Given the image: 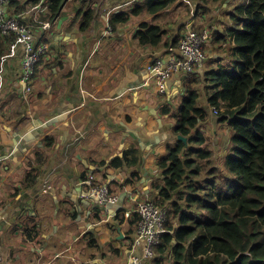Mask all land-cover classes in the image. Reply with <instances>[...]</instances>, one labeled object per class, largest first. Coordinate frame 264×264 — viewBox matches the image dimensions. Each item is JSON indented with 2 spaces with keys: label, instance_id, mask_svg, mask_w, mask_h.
Listing matches in <instances>:
<instances>
[{
  "label": "crops",
  "instance_id": "1",
  "mask_svg": "<svg viewBox=\"0 0 264 264\" xmlns=\"http://www.w3.org/2000/svg\"><path fill=\"white\" fill-rule=\"evenodd\" d=\"M82 1L69 0L59 19L43 30L38 28L47 22L40 21L37 10L24 17L30 21L26 24L38 23L31 25L34 42L38 44L42 37V43L49 45L27 99L21 82L23 46H16L15 54L10 56V52L1 62L0 264H39V258L44 257L48 258L46 264H112L106 261L118 256L112 248L121 253L116 264H125L130 252L141 256L142 248H127L136 236V229L128 234V223H137V219L126 214L135 210L139 201L154 197L152 184L161 176L156 162L176 140L175 121L161 115L160 109L172 104L175 112L189 76H175L162 91L150 67L154 59L168 53L175 40L197 29L208 31L207 25H211L213 36L206 47L207 61L197 74L203 76L207 70L228 63V51L222 50L218 40L233 26L227 19L232 0L222 2L218 9L211 8V14L204 17L196 15L198 0H176L157 14L132 16L116 29L108 25L110 14L130 12L144 0ZM85 5L97 13L89 31H81ZM173 10L166 19L172 18L174 23L163 27L161 15ZM143 23L165 31L158 47L139 44L136 35ZM201 106L212 114L204 93ZM51 119L55 123L38 134L34 128ZM201 130L211 140L214 158H225L229 145L225 125L212 115ZM25 137L29 141L23 143ZM46 137L55 140L51 148L45 146ZM130 149L138 153L136 167L108 168L114 158H122ZM37 153L46 156V161H36ZM30 171L37 179L28 187L24 177ZM134 174L133 185H128ZM90 175L118 195L117 206L107 205L106 209L90 197L83 183ZM97 210L100 219H96ZM117 214L124 219L122 225ZM28 217H37L42 226L46 241L42 248L25 244L21 234L9 233ZM89 234L98 237L106 250L97 252V243L90 251ZM49 243H58V247H49ZM86 253L89 256L81 261Z\"/></svg>",
  "mask_w": 264,
  "mask_h": 264
},
{
  "label": "trees",
  "instance_id": "2",
  "mask_svg": "<svg viewBox=\"0 0 264 264\" xmlns=\"http://www.w3.org/2000/svg\"><path fill=\"white\" fill-rule=\"evenodd\" d=\"M86 1L91 0L82 2L85 4ZM224 1L198 0L196 15L211 14V8L216 9L214 5ZM41 2L46 11L39 14L40 21L53 24L69 0H8L4 10L8 16L26 24L30 21L24 17ZM175 2L144 0L130 12L111 13L108 25L116 29L127 24L132 16L157 14ZM233 2L227 18L233 26L218 40L224 46L222 50L228 51V63L207 70L203 76L197 72L204 65L196 68L184 80L185 95L175 112L172 104L160 109L161 115L175 121L176 140L167 146V154L156 162L161 176L152 184V196L154 203L167 212L168 232L156 248L153 264H164L166 259H170L171 264H264V0ZM82 14L81 31H89L97 13L91 6H86ZM31 25L38 26V23L31 22ZM210 26H204L208 31L205 28L196 30L201 36L206 35L205 54L213 36ZM164 34L161 27L143 23L136 37L141 46L158 47ZM16 39L14 34L3 36L0 30V61L9 54ZM37 42L41 44L42 37ZM176 43L177 40L172 46ZM203 93L212 114L201 106ZM212 115L229 132L223 169L216 163L211 140L201 130V125L208 123ZM178 136L186 138L187 143L179 141ZM44 142L51 148L55 140L46 137ZM35 160L46 161V156L37 153ZM138 161L137 151L130 149L122 158H114L108 168H134ZM90 177L94 178L87 176L83 183ZM135 177L137 174L132 175L127 184L133 185ZM36 179L30 171L24 182L31 187ZM69 209L72 213L70 206ZM120 215L116 220L122 225L124 219ZM51 218L52 214L47 220ZM100 218L101 213L97 210L96 219ZM38 224L37 217H28L12 227L9 233L21 234L25 244L42 248L46 241L42 239V226ZM128 224L130 234L137 223L131 220ZM86 238L90 246L97 245L94 235H86ZM48 246L58 247V243ZM112 252L120 260L119 250L112 248ZM45 259L48 258H39V264H46Z\"/></svg>",
  "mask_w": 264,
  "mask_h": 264
},
{
  "label": "built area",
  "instance_id": "3",
  "mask_svg": "<svg viewBox=\"0 0 264 264\" xmlns=\"http://www.w3.org/2000/svg\"><path fill=\"white\" fill-rule=\"evenodd\" d=\"M7 3L8 0H0V30L3 36L10 34L17 36L10 56L15 54L16 46H23L21 82L24 87V97L27 99L32 94L36 70L42 58L49 50V45L45 43L37 45L33 39L34 33L32 32V27L6 14L4 6ZM35 10L40 14L46 11V7L41 2ZM48 27H50V24L46 23L43 25V28L41 27V30ZM201 35L196 32H189L183 35L178 40L177 49L172 50L174 54L171 55L168 62L164 60L155 62L151 71L158 86L162 87V91H164L167 81L173 77L182 74L189 75L205 63L204 43L206 35ZM2 76V69H0V78ZM84 183L88 186L90 197L100 206H117L119 197L111 192L108 185L95 181L93 177L88 178ZM132 215H135L137 219L136 238L133 249L140 247L143 249V253L140 256L131 252L126 263L143 264L144 261L155 257L156 248L161 244L164 234L168 232L166 226L168 217L164 209L149 199L139 203L135 210L126 214V217L130 218Z\"/></svg>",
  "mask_w": 264,
  "mask_h": 264
},
{
  "label": "rangeland",
  "instance_id": "4",
  "mask_svg": "<svg viewBox=\"0 0 264 264\" xmlns=\"http://www.w3.org/2000/svg\"><path fill=\"white\" fill-rule=\"evenodd\" d=\"M234 0H232V2H233ZM238 2L241 4L242 3V0H238ZM221 4L222 3H220V4H218V5H214V6H216V8L218 9V8H220V6H221ZM232 9H233V7H232ZM231 9V10H232ZM174 13V10L173 11H171L170 13H163L162 15H161V22L163 23V27H168L170 24H172V23H174V21L172 20V18H169V19H166V17L167 16H169V15H171V14H173ZM209 14L210 13H207L206 14V16H209ZM198 17H200V16H198ZM140 20V19H139ZM206 49V48H205ZM216 159V163L217 164H219L220 166H221V168L223 169L224 168V162H225V160H224V158H219V157H217V158H215ZM97 243H98V245H99V247L100 248H98L97 250V252H101V249L102 250H106V247H103V246H101V242L99 241V239H98V237H97ZM88 249L90 250V251H93L94 249H93V247L92 246H90V245H88ZM69 253H64L63 254V256H65V255H68ZM89 255L86 253L85 254V256H83L84 258L82 259L81 258V261H83V260H85L87 257H88ZM82 257V256H81ZM107 262H109V263H112V264H116L117 262H115V261H117V259H115V258H109V259H107L106 260ZM148 264H153L152 263V261H151V263H148ZM164 264H171V261H170V259H166V261L164 262Z\"/></svg>",
  "mask_w": 264,
  "mask_h": 264
},
{
  "label": "clouds",
  "instance_id": "5",
  "mask_svg": "<svg viewBox=\"0 0 264 264\" xmlns=\"http://www.w3.org/2000/svg\"><path fill=\"white\" fill-rule=\"evenodd\" d=\"M50 24V23H49ZM26 25H29V24H26ZM29 26H31V25H29ZM32 27V29H34V26H31ZM39 30H41V27L40 28H38ZM17 40V39H16ZM16 42V41H15ZM177 43H178V41H177ZM177 43H176V45H174V46H170L169 47V49H168V53L167 54H164L162 57H160V58H156V59H154V61H153V63H152V65H151V67H150V69L152 70V67H153V65L155 64V62L156 61H158V60H164L165 62H168V60H169V58H171V55H173L174 54V52L172 51V50H176L177 49ZM42 44V43H41ZM46 44V43H45ZM37 45H39V44H37ZM13 46V45H12ZM11 49H12V47L10 48V51H9V53L11 52ZM7 56V55H6ZM5 56V57H6ZM3 58L4 57H2L1 58V61H0V67H1V62L3 61ZM206 61H207V56H206ZM205 61V62H206ZM205 64V63H204ZM203 64V65H204ZM36 74H37V70H36ZM35 77H36V75H35ZM174 78V77H173ZM172 78V79H173ZM172 79H170V80H172ZM169 80V81H170ZM1 161V160H0ZM2 161H1V166H2ZM0 166V167H1ZM167 213V212H166ZM118 215V214H117ZM117 217V216H116ZM167 217H168V215H167ZM166 226H167V224H166ZM136 227H137V225H136ZM165 235V234H164ZM135 238H136V236H135ZM135 241V240H134ZM162 242V241H161ZM133 244H134V242H133ZM132 244V245H133ZM132 249H133V247H132ZM131 253V252H130ZM129 258V257H128ZM156 258V250H155V257L153 258V259H150V260H146V261H144L143 262V264H148V263H151V261L153 262V260Z\"/></svg>",
  "mask_w": 264,
  "mask_h": 264
},
{
  "label": "water",
  "instance_id": "6",
  "mask_svg": "<svg viewBox=\"0 0 264 264\" xmlns=\"http://www.w3.org/2000/svg\"><path fill=\"white\" fill-rule=\"evenodd\" d=\"M49 121H50V123H48V124L38 125V126H36V127L34 128L35 130H38V132H39L38 134H41V133H42L41 131H44L45 129H47L48 127L52 126V124L55 123V120H53V119H51V120H49ZM49 121H48V122H49ZM177 139H178L179 141L184 142L185 144L187 143V139L184 138V137H182V136H178ZM22 141H23V143L28 142V141H29V138H28V137H25ZM15 149H16V148H15ZM14 151H15V150H14ZM16 151H17V150H16ZM105 208L108 209L109 207L106 205ZM88 220H89V218H88ZM121 237H122V236H120V238H121Z\"/></svg>",
  "mask_w": 264,
  "mask_h": 264
},
{
  "label": "flooded vegetation",
  "instance_id": "7",
  "mask_svg": "<svg viewBox=\"0 0 264 264\" xmlns=\"http://www.w3.org/2000/svg\"><path fill=\"white\" fill-rule=\"evenodd\" d=\"M148 199L153 201V199H151V198H148ZM148 199H145V200L139 201L138 204L141 203V202H144V201H146V200H148ZM138 204H137V205H138ZM136 207H137V206H136Z\"/></svg>",
  "mask_w": 264,
  "mask_h": 264
}]
</instances>
